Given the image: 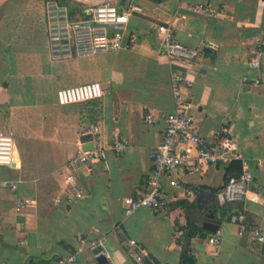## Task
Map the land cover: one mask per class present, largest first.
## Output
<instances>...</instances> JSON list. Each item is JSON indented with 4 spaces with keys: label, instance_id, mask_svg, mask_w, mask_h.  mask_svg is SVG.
Here are the masks:
<instances>
[{
    "label": "crops",
    "instance_id": "1",
    "mask_svg": "<svg viewBox=\"0 0 264 264\" xmlns=\"http://www.w3.org/2000/svg\"><path fill=\"white\" fill-rule=\"evenodd\" d=\"M47 1L0 0V133L12 135L20 161V167L0 166V182L17 184L0 187V264H188L189 258L193 264H264V243L230 221L244 210L247 227L264 228V54L255 53L264 47V0H138L143 11L122 27L126 47L60 60L50 53ZM100 2L122 0H66L77 19ZM162 22L195 50L194 59L170 61L156 34ZM171 73L191 83L182 85L179 103L197 132L211 139L227 126L253 182L244 201H218L211 209L210 200L197 198L201 190H220L226 166L205 165L193 175L178 169L162 176L167 204L161 211L142 207L125 216L147 185L162 116L176 107ZM90 81H99L106 94L57 103L58 88ZM147 113L154 123L144 120ZM93 123L101 125L107 154L90 170L78 169L81 194L75 196L64 181L66 165ZM114 139L125 142L122 152L111 148ZM185 187L195 195H186ZM210 210L220 221L217 247L208 242L213 232L202 227ZM129 240L140 246L141 261ZM81 246L75 263L60 262Z\"/></svg>",
    "mask_w": 264,
    "mask_h": 264
},
{
    "label": "built area",
    "instance_id": "2",
    "mask_svg": "<svg viewBox=\"0 0 264 264\" xmlns=\"http://www.w3.org/2000/svg\"><path fill=\"white\" fill-rule=\"evenodd\" d=\"M203 10V8H195ZM142 5L138 0H122L121 4L100 2L89 5L86 14L81 19L74 18L67 4H60L55 0L46 3V32L51 56L54 60L70 58L73 55H89L95 53L115 52L126 47L122 27L134 13H141ZM156 34L160 38L166 56L170 61H190L195 58L196 52L181 44L175 36V28L171 23H158ZM257 55L264 54V47L258 48ZM252 65L257 66L258 61L252 60ZM173 95L176 107L172 112L164 114L165 123L161 142L150 150L151 170L147 177L146 187L139 195L131 200L124 208V215L130 216L139 208L146 207L154 212L161 211L167 204L166 192L162 181L165 173H173L183 169L187 174L193 175L205 165L227 166L233 159H239L237 141L230 134L227 126L212 132V137L207 138L197 132L193 118L188 114L182 103V85H191L184 76L171 73ZM106 94L99 81H90L60 87L56 90L57 103L67 105L86 102L103 97ZM147 123H154L155 117L147 113L144 117ZM102 129L99 123L88 126L85 140L78 141L75 154L68 160L64 181L69 191L75 196H80L81 191L77 184V171L82 166L88 170L97 162L106 158V147L101 144ZM92 143L93 147L84 149L85 144ZM126 144L124 141L114 139L111 148L122 152ZM242 170L238 175L228 177L226 183L218 190L217 198L220 203L242 202L247 197L253 182V175L245 160H240ZM15 164L20 167V161L14 155V139L10 134L0 133V166ZM0 187L17 188L16 182L3 181ZM185 194L194 196L196 191L184 188ZM20 206L23 203L20 202ZM244 210L230 215V221L236 224L240 233H246L249 239L257 244L264 243V228L258 225L247 227L245 225ZM184 232L177 231L179 242L182 241ZM80 242H84L79 238ZM220 241L219 231L213 232L208 237V242L218 246ZM129 243L136 247V260L141 261L143 252L135 240ZM77 251L60 261L61 263H75ZM100 264H112L110 261ZM156 264H164L162 262Z\"/></svg>",
    "mask_w": 264,
    "mask_h": 264
},
{
    "label": "water",
    "instance_id": "3",
    "mask_svg": "<svg viewBox=\"0 0 264 264\" xmlns=\"http://www.w3.org/2000/svg\"><path fill=\"white\" fill-rule=\"evenodd\" d=\"M93 144L92 143H88L85 144L83 146L84 149H89L92 148ZM202 197H206L208 200H210V208L213 209L215 208H219V202L217 199V192L214 191H205V190H201L200 195L197 198V201H201ZM202 227L210 232H216L219 226L220 221L215 219V214L212 212V210L208 211V212H204V214H202ZM101 248L98 247L95 251H99ZM188 264H193V260L192 258L188 259Z\"/></svg>",
    "mask_w": 264,
    "mask_h": 264
},
{
    "label": "trees",
    "instance_id": "4",
    "mask_svg": "<svg viewBox=\"0 0 264 264\" xmlns=\"http://www.w3.org/2000/svg\"><path fill=\"white\" fill-rule=\"evenodd\" d=\"M56 2L60 4H67L66 0H55ZM242 170L241 161L237 159H233L227 166H226V172L228 174V177L231 175H238L240 171ZM195 230V229H194ZM193 233L189 230L188 236H191ZM186 256H183V259H185Z\"/></svg>",
    "mask_w": 264,
    "mask_h": 264
}]
</instances>
